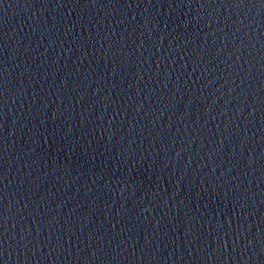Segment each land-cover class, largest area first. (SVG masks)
Returning a JSON list of instances; mask_svg holds the SVG:
<instances>
[{
    "label": "water",
    "instance_id": "1",
    "mask_svg": "<svg viewBox=\"0 0 264 264\" xmlns=\"http://www.w3.org/2000/svg\"><path fill=\"white\" fill-rule=\"evenodd\" d=\"M0 264H264V0H0Z\"/></svg>",
    "mask_w": 264,
    "mask_h": 264
}]
</instances>
